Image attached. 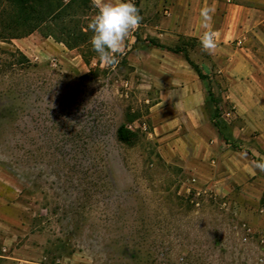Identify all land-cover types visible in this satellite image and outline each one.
Wrapping results in <instances>:
<instances>
[{"label":"rangeland","instance_id":"374dc122","mask_svg":"<svg viewBox=\"0 0 264 264\" xmlns=\"http://www.w3.org/2000/svg\"><path fill=\"white\" fill-rule=\"evenodd\" d=\"M196 1L135 0L143 19L112 65L58 51L40 30L30 52L0 41V264H264V171L253 167L264 141L255 130L232 137V123L226 142L213 125H163L156 67L179 69L168 91L179 107L185 70L195 72L146 39L186 43L194 62H209L179 29ZM120 124L131 142L117 139Z\"/></svg>","mask_w":264,"mask_h":264},{"label":"crops","instance_id":"0c3cea01","mask_svg":"<svg viewBox=\"0 0 264 264\" xmlns=\"http://www.w3.org/2000/svg\"><path fill=\"white\" fill-rule=\"evenodd\" d=\"M182 8L178 20L181 31L197 37L199 41L205 31L214 33L216 46L206 50L209 62L203 61L201 64L209 74H214V78L222 86V117L227 123H232V137L237 138L243 129L245 132L255 130L256 138L264 141V0H197ZM204 8L210 9L211 15L207 27L200 16ZM29 37L17 38L13 42L30 52L27 47ZM60 46L63 44L56 42L58 51L64 48ZM154 50L160 54L161 59L172 56V53L163 51L162 48ZM180 64L185 66L184 63ZM156 68L161 71V81L164 83L163 87H159V103L163 106L165 116L164 128L179 126L195 129L203 124L212 126V108L206 106L208 82L199 79L196 73L194 75L184 69L188 73L189 84L185 91L186 98L179 107L168 94L175 81L179 80V69L165 63ZM211 133L220 136L214 127ZM217 144L221 145V142L217 141ZM245 147L250 149L247 145ZM218 148L225 151L222 147ZM231 157L233 162L229 164L230 170L236 172V157Z\"/></svg>","mask_w":264,"mask_h":264},{"label":"trees","instance_id":"16d2710c","mask_svg":"<svg viewBox=\"0 0 264 264\" xmlns=\"http://www.w3.org/2000/svg\"><path fill=\"white\" fill-rule=\"evenodd\" d=\"M98 7L93 0H0V41L10 42L23 38L40 30L45 36H51L56 42L66 48H76L86 64L97 53L90 44L92 35L88 22L96 13ZM186 40L193 37L182 35ZM139 41L136 37L135 42ZM146 41L153 47L163 48L173 53H181L185 61L192 67L199 79L208 82L206 104L212 109L211 124L224 141L228 140L225 129L229 127L222 117L221 100L217 99L211 89V75L204 71V66L194 62L188 55L186 46H166L150 38ZM133 132L120 124L116 130L117 139L121 142H131ZM264 204V199H261Z\"/></svg>","mask_w":264,"mask_h":264},{"label":"clouds","instance_id":"9594fccd","mask_svg":"<svg viewBox=\"0 0 264 264\" xmlns=\"http://www.w3.org/2000/svg\"><path fill=\"white\" fill-rule=\"evenodd\" d=\"M200 16L207 27L208 21L211 20L210 9H202ZM142 19L135 0H101L96 13L88 23L92 33L90 44L99 60L106 65L117 63V54L122 52L126 38ZM200 44L205 50L215 48L214 33L205 31L200 38ZM253 167L264 171V162H254Z\"/></svg>","mask_w":264,"mask_h":264}]
</instances>
